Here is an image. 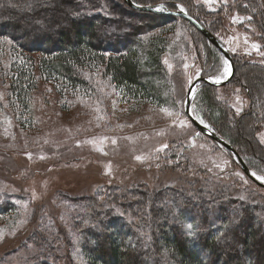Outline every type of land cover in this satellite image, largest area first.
<instances>
[{
	"label": "trees",
	"instance_id": "16d2710c",
	"mask_svg": "<svg viewBox=\"0 0 264 264\" xmlns=\"http://www.w3.org/2000/svg\"><path fill=\"white\" fill-rule=\"evenodd\" d=\"M133 1L144 5L163 4L168 10H178L176 5H183L190 16L218 39L216 25L225 30L230 28L226 14H220V18L213 21L205 19L199 15L200 6L195 5L192 0H154L155 2L148 3ZM67 4L70 6V13H67L69 17L66 19L69 27H57L58 36L44 42L43 48L37 49L40 43L33 40L28 46L27 37L24 36L27 31L20 24V18L32 20L36 13L47 8L62 9ZM119 4L129 7L124 0H0V53L4 54L0 59L5 58L8 53L9 43H5L6 39L17 41L13 45L21 50L20 55L36 52L44 54L38 61L30 55L26 57L30 64L21 63L20 60L12 62L14 74L10 89L14 93V99L18 103L29 105L37 85L35 72L45 79L63 78L73 88H81L92 94L94 89L85 76L96 65L103 67L105 76L111 79L117 92L156 102L164 100V93L169 89L168 81L171 79L161 65L162 48L154 37L144 40L139 35L152 31L154 23L161 22L163 25L169 19L183 21L194 28L209 49L205 59L198 57L202 77L220 76L223 66L218 59L217 49L192 23L166 13L147 12L142 13L150 15L146 18L143 16L144 22L139 20L137 24L131 23L123 10H116ZM16 6L21 8L19 12H14ZM129 9L134 13L142 12L131 7ZM251 18V23H254L256 29L259 25L262 33L252 31L251 28L246 30L264 40V9L261 6L256 8ZM28 27L29 30L32 28ZM100 28H103L102 33ZM230 54L235 65V75L230 83L222 87L205 82L198 85L197 98L200 95V104L207 110L203 120L238 151L251 171L264 176V156L257 153L249 155L253 159L246 156L236 137L229 132L228 125L230 118L232 121L237 118L241 124L242 116H264V101L262 107L258 104L262 101L260 90L264 93V65L251 60L249 56ZM251 67L260 69L254 72ZM240 73L250 80L252 88L247 81L237 76ZM223 88L241 89L247 95L249 107L246 114L231 116L234 109L228 101L215 96ZM192 126L196 129L193 124ZM203 135L215 144L218 143ZM252 137L254 140L249 139V142L258 143L254 135ZM180 148L174 146L170 150L173 158L178 155L177 150ZM227 153L231 156L230 151ZM206 176L209 175L204 172L196 174L194 178L193 175H179L176 176L175 185L159 188L153 193L142 185L133 184L121 186V189L107 186L91 195H68L65 201L71 206L70 210L64 209L61 214L70 219L67 224L69 227H64V222L60 220L55 224L57 219L54 218L50 220L57 228L52 224L48 227L44 219L40 221V217L44 216V207L39 204L32 215L36 222L31 229L22 230L14 237L16 244L13 248H8V251L14 258L20 256L17 264H76L78 260L74 257V250L79 240L81 264H264L263 201H256V194L251 190L244 188L243 194L232 183L215 178L210 180ZM247 178L254 185L251 189L255 193L264 190ZM104 194L107 196L105 199L108 208L100 206V198ZM233 194L238 197H233ZM115 205L125 212L118 214ZM215 205L217 208L212 209ZM127 207L132 209L134 218L131 222L127 220ZM148 207L152 209L151 212ZM10 208L11 202H0V217L7 215ZM54 215L59 219L58 214ZM2 221L3 219L0 220ZM189 225L192 227L189 228ZM102 228H105L104 232L101 231ZM254 245H257L255 253Z\"/></svg>",
	"mask_w": 264,
	"mask_h": 264
},
{
	"label": "rangeland",
	"instance_id": "374dc122",
	"mask_svg": "<svg viewBox=\"0 0 264 264\" xmlns=\"http://www.w3.org/2000/svg\"><path fill=\"white\" fill-rule=\"evenodd\" d=\"M138 1L148 3L156 0ZM192 2L200 6L198 11L201 14H198L205 19L213 21L220 18V14H226L230 28L225 30L220 25L215 26L220 41L230 53L249 56L251 60L264 65V55L261 54L264 53V40L246 30L251 28L252 31L262 33L259 25L256 29L254 23H251V15L260 6L264 9V0ZM102 3L106 4L105 1ZM69 7L67 4L62 9L47 8L36 13L32 20L21 17L20 24L27 31L24 35L27 37V45L33 40L40 43L38 47L33 46L43 48L44 42L58 36L57 27H69V21L66 20L69 17L67 13H70ZM14 8V12L21 10L19 6ZM116 10H123L127 20L135 24L139 20L144 22L150 16L143 15V11L130 12L129 7L121 4ZM28 26L32 28L29 30ZM152 27V31L142 33L139 37L144 40L154 37L162 48L161 65L171 80L168 81L169 91L164 93L165 99L160 102L117 92L111 79L105 76L103 67L94 65L92 71L89 69L85 76L94 89L92 94L81 88H73L63 78L45 79L35 72L36 90L29 105H23L14 99V93L10 89L14 74L12 62L30 64L27 59L29 55L38 61L44 54L36 52L20 55L21 50L13 45L17 41L5 40V43H9L8 53L5 58L0 59V202H11L12 208L7 215L0 217V220L3 219L0 222V264L18 263L20 256L14 258L8 248H13L16 244L14 237L18 233L31 229L36 222V218H32L36 206L43 204L44 216L40 217V221L46 220L48 227L52 224L57 228L55 224L58 220L64 222V227H69L67 224L70 219L61 214L64 209L67 211L71 207L67 205L65 197L74 194L91 195L107 186L121 189V186L142 185L153 193L159 188L175 185L176 176L188 174L194 178L196 174L204 172L209 175L206 177L210 180L215 178L232 183L242 192L244 188L251 190L256 194V201H263L264 204V190L255 193L251 189L254 185L232 153L230 158L226 148L194 129L186 114L188 88L194 80L202 77L198 57L205 59L209 49L194 28L183 21L169 19L163 25L158 22ZM102 29H99L100 33ZM5 43L4 45L7 44ZM254 44L258 48H254ZM218 53L224 69L226 59ZM2 55L4 54L0 53V58ZM251 68L254 72L260 69ZM223 69L219 74L221 80L226 76ZM237 76L247 81L252 88L248 78L241 73ZM210 80L215 82V79ZM216 93L215 96L227 100L234 109L231 116L246 114L249 100L241 89L223 88ZM259 94L262 101L258 103L256 97L254 99L262 107L264 93L260 90ZM197 95L198 87L193 93L191 113L203 118L207 110L202 107L200 95L198 98ZM241 122L240 124L237 118L233 121L230 118L228 122L229 132L236 137L241 151L246 156L254 153L264 156V116L245 115ZM205 123L214 131L209 123ZM252 135L259 144L256 141L249 142V139L254 140ZM174 146L181 147L175 158L170 152ZM105 198L106 194L101 196L100 206L108 208ZM121 203L125 204L124 201ZM115 208L120 215L122 211L125 212L120 206L115 205ZM216 208L217 205L212 206V209ZM151 210L148 207V211ZM126 212L127 220L131 222L134 218L132 209L127 207ZM54 214H58L59 219ZM52 218L57 219L55 224L50 220ZM101 231L104 232L105 228ZM73 237L76 238L74 235ZM76 244L74 257L78 262L75 263L81 264L79 240ZM256 248L257 245H254V253Z\"/></svg>",
	"mask_w": 264,
	"mask_h": 264
},
{
	"label": "water",
	"instance_id": "95a60500",
	"mask_svg": "<svg viewBox=\"0 0 264 264\" xmlns=\"http://www.w3.org/2000/svg\"><path fill=\"white\" fill-rule=\"evenodd\" d=\"M124 2L131 8L136 9L138 11H143V12H150V13H155V14H160V13H166L168 15L176 16L183 18L187 20L188 22L192 23L194 26H196L197 30L203 34V36L218 50L220 53L224 56V58L229 61V64L231 66V72L232 74L230 76H227L225 79L221 80L220 83H216L210 80V78H205V77H199L196 80H194L191 85L188 88L187 91V96H186V101L189 100V91L191 90V93L193 94L197 86L201 82H205L206 84H210L213 86H225L228 83L231 82L235 75V65L233 61V57L230 54V52L227 50V48L224 46V44L211 32H209L204 26H202L196 19H194L192 16H190L187 12H180L178 10H168L167 7L163 4H158V5H140L135 3L133 0H124ZM163 5L164 9L163 10H158L160 6ZM193 97V95H192ZM191 102L192 98L189 103H186V114L188 118L191 120L192 124L195 126V128L200 131L202 134L207 135L209 138L212 140H215L219 144H221L224 148H226L228 151L232 153V155L236 158V160L239 162L240 167L242 171L258 186L264 188V181H259L257 180L254 176L251 175L252 171L244 161V159L240 156L238 151L228 142H226L222 137H220L216 132L211 130L207 125L205 124H200L198 120L194 119V116L191 113Z\"/></svg>",
	"mask_w": 264,
	"mask_h": 264
},
{
	"label": "snow or ice",
	"instance_id": "6c2138e0",
	"mask_svg": "<svg viewBox=\"0 0 264 264\" xmlns=\"http://www.w3.org/2000/svg\"><path fill=\"white\" fill-rule=\"evenodd\" d=\"M176 8L178 9V11H180V12H186V10H185V8L183 7V5H176ZM164 9V6L163 5H161L160 6V8L158 9V10H163ZM253 47L254 48H258V45H253ZM262 55H264V53H261ZM224 65H225V67H224V69H223V71H224V73L226 74V76H230L231 74H232V72H231V66H230V64H229V61H227V60H224ZM226 76H225V78H226ZM210 79H215V82L216 83H220L221 82V78L218 76V77H210ZM192 93H191V90L189 91V96H190V98H189V100L188 101H185L186 103H189L190 104V101H191V98H192ZM161 111H167L166 109H161ZM169 115H171V113L169 112L168 113ZM194 119H196V120H198L199 121V123L200 124H204L205 123V121L203 120V118L202 117H200L199 115H195L194 116ZM183 123V122H182ZM113 143H115V141L113 140ZM165 147H166V145H165ZM138 160L139 159H141V157H136ZM251 175L252 176H254L257 180H259V181H264V176H261V175H258L255 171H252V173H251ZM241 178H243V177H241ZM189 228H191L192 226L191 225H189L188 226Z\"/></svg>",
	"mask_w": 264,
	"mask_h": 264
},
{
	"label": "bare ground",
	"instance_id": "6f19581e",
	"mask_svg": "<svg viewBox=\"0 0 264 264\" xmlns=\"http://www.w3.org/2000/svg\"><path fill=\"white\" fill-rule=\"evenodd\" d=\"M230 158H231V156H230Z\"/></svg>",
	"mask_w": 264,
	"mask_h": 264
}]
</instances>
